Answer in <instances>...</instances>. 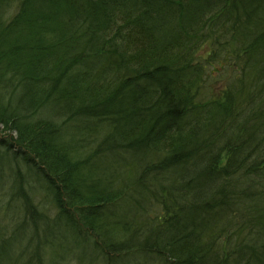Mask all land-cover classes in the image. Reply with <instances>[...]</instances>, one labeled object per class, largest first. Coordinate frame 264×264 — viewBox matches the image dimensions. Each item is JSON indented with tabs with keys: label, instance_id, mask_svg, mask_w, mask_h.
Returning a JSON list of instances; mask_svg holds the SVG:
<instances>
[{
	"label": "trees",
	"instance_id": "1",
	"mask_svg": "<svg viewBox=\"0 0 264 264\" xmlns=\"http://www.w3.org/2000/svg\"><path fill=\"white\" fill-rule=\"evenodd\" d=\"M0 89V264H264V0H0Z\"/></svg>",
	"mask_w": 264,
	"mask_h": 264
},
{
	"label": "rangeland",
	"instance_id": "2",
	"mask_svg": "<svg viewBox=\"0 0 264 264\" xmlns=\"http://www.w3.org/2000/svg\"><path fill=\"white\" fill-rule=\"evenodd\" d=\"M6 12L10 13V14L13 13L12 9H7ZM210 83L212 86V91H213L214 96L219 98L220 93L222 92V88H223L222 86L224 85V83H222V84L217 83V81L215 79H211ZM1 87H3V86H1ZM3 91H5V90H3ZM5 93H8V91H6ZM6 97H7V95L5 96V98ZM1 136H2V134H1ZM4 137H1V138H4ZM3 150H4L3 145H0V151H1L0 153L1 154H2ZM8 183H9L8 180H6L4 183H2V188L6 189ZM0 205H2V204H0ZM6 220H7L6 213H4V211L1 210L0 211V223H4L6 225V223H7ZM64 235L66 236V240H65V237L61 240L57 239V237L56 238L52 237L51 239L48 240V242H45V240H46L45 235L41 234L40 236H38L37 240H35V242H34V246H35V248H37V251L39 248L41 250L40 261H39V257H37L38 261L34 260L31 263H33V264L34 263H37V264H79L80 261H78V259H76V258L74 259L75 254L78 252L86 253V250H89L90 253H93V255H95V257H97L96 253L98 254V259H97L98 261L96 260V262H97L96 264H103L104 263L103 260H101V258L99 256L100 255L99 253H101V249L95 248V243H96L95 241H93L92 239H89L87 236H85V237L81 236V235H79V233L76 235L74 234V236H71L70 232H65ZM74 247L76 250L75 254H73ZM101 257H103V256L101 255ZM84 261H86L88 263L91 260H88L86 258V260H84Z\"/></svg>",
	"mask_w": 264,
	"mask_h": 264
}]
</instances>
